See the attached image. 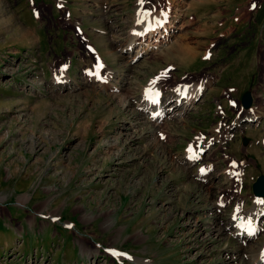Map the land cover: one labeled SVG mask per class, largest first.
<instances>
[{"label": "rangeland", "instance_id": "rangeland-1", "mask_svg": "<svg viewBox=\"0 0 264 264\" xmlns=\"http://www.w3.org/2000/svg\"><path fill=\"white\" fill-rule=\"evenodd\" d=\"M139 2L0 0V264H249L264 240L222 232L264 174V0H176L166 44L131 60ZM105 59L118 89L96 86ZM157 73L203 87L153 125L136 104Z\"/></svg>", "mask_w": 264, "mask_h": 264}, {"label": "bare ground", "instance_id": "bare-ground-1", "mask_svg": "<svg viewBox=\"0 0 264 264\" xmlns=\"http://www.w3.org/2000/svg\"><path fill=\"white\" fill-rule=\"evenodd\" d=\"M175 1L176 0L174 1L173 0H163L162 2H160V0H143V2H139L136 5V11L134 12L132 16L133 23L131 24V27L128 31V34L126 37L127 44L125 45L126 48L129 50V52H132L134 48L136 47L133 54L130 55L131 60H134L136 57L142 55L144 52L148 51L149 49H152V48L157 49L161 45L166 44V41L169 39V35H170L169 31L173 27V23H174L173 22L174 20L173 10L171 8L172 7L171 4L175 3ZM164 2L166 3V5L164 4ZM196 3L198 4L200 2L196 1V2H193L192 4L189 3L187 5V10L189 9L193 10ZM245 9H246V6H245ZM248 10H249V7H248ZM190 13H188L187 14L188 16L186 15V17H189V18L192 17L190 18L191 21L199 20L197 15H195L192 12ZM195 16L196 18H194ZM177 42L178 41H176L175 44ZM172 49H173V45L167 47L166 48L167 53H169ZM166 54H163V51H162L160 55L166 56ZM104 64H105L103 67L104 77L103 75L100 74L103 78L102 83L105 81V79L107 81V79L109 80V78H111L110 77L111 74L109 73L110 70H108L109 68L107 69L108 71H106V64H107L106 59H105ZM165 76H166L165 73L164 74L162 73L153 74V76L150 77L147 80V83H145V85L143 86L140 99L137 101V104H136V108L139 109L144 114L143 116L149 121H151L153 125H155L154 123L159 121L161 118H164L167 116L178 118L183 112L192 108L193 103L197 99L198 94L200 93V90L203 87L201 83L196 84V83H191V81L187 83L186 82L179 83V84L175 83V85H170L168 87H165L162 83V81H164L163 77ZM64 77L65 75L54 74L52 79H53V82L56 84L58 82L64 83L66 81V78ZM91 83L93 85H96L95 81H92ZM102 83L96 86H106L104 88L109 87V88H112V90L113 88L118 89V87L114 86L113 84H110L108 81H107V84H102ZM147 89H153V91L158 93V95L146 94ZM258 116H260V114H257L255 116L253 115L251 119L257 120ZM206 143L208 145L206 146L204 143L203 145L204 147H208L210 144V141H207ZM193 147L195 148V146ZM193 147L191 146L189 148L188 146L189 149L188 150L186 149L187 151L185 155L186 164H191L197 161L201 157V151L204 150L203 148L193 149ZM202 169L203 171H201ZM207 170L208 168L205 169L202 167L201 169H199V172L195 174V176L198 179H201L202 181H204L203 177L205 176V173L207 172ZM261 199L262 198L259 197L257 201L255 200V203L253 204L252 209L233 210V212L229 216V219L227 220V223H225L224 228L222 229V232L223 230H225V232L233 235L239 242L245 244L246 242H248L249 239H251L258 233H260V231H264L262 230V227L258 224L260 220V218L258 217H261L264 215V204L260 205L261 203H258V201H261ZM84 248L85 247L82 246L83 252H85ZM248 263L249 264H264V240H261V243L257 251L254 252V254H250L248 256Z\"/></svg>", "mask_w": 264, "mask_h": 264}, {"label": "water", "instance_id": "water-1", "mask_svg": "<svg viewBox=\"0 0 264 264\" xmlns=\"http://www.w3.org/2000/svg\"><path fill=\"white\" fill-rule=\"evenodd\" d=\"M243 108H249L252 103V95L249 90H246L240 98ZM252 192L256 197H264V174H260L252 183Z\"/></svg>", "mask_w": 264, "mask_h": 264}, {"label": "snow or ice", "instance_id": "snow-or-ice-1", "mask_svg": "<svg viewBox=\"0 0 264 264\" xmlns=\"http://www.w3.org/2000/svg\"><path fill=\"white\" fill-rule=\"evenodd\" d=\"M141 2H143V0H141ZM153 83H155V82H153ZM146 94L158 95V93L154 92L153 89H147ZM201 171H203V169ZM258 203H264V201H258Z\"/></svg>", "mask_w": 264, "mask_h": 264}]
</instances>
